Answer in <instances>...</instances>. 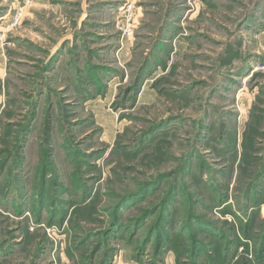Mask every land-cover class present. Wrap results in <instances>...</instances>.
<instances>
[{
    "label": "rangeland",
    "instance_id": "1",
    "mask_svg": "<svg viewBox=\"0 0 264 264\" xmlns=\"http://www.w3.org/2000/svg\"><path fill=\"white\" fill-rule=\"evenodd\" d=\"M263 46L264 0H0V264H264Z\"/></svg>",
    "mask_w": 264,
    "mask_h": 264
},
{
    "label": "trees",
    "instance_id": "2",
    "mask_svg": "<svg viewBox=\"0 0 264 264\" xmlns=\"http://www.w3.org/2000/svg\"><path fill=\"white\" fill-rule=\"evenodd\" d=\"M143 69H144V67L142 68L141 71H143ZM174 188H175V186H174V187L172 188V190L169 192L170 195L165 199V201H164L165 205H170V206H171V204L173 203V200H174V199H173V200L171 199V197H172V196H171V193H172V195H174V194H173V193L175 192V191H174ZM169 199H171V201H170ZM168 200H169V201H168ZM164 215L167 216V215H166V212H165ZM160 219H162V218H160ZM167 221H168L167 218H166V219L163 218V223H164V224H166ZM162 233H163V234H161L162 237L165 238L164 241L168 243L169 241H168V239L166 238V235H164L165 232H162ZM104 264H107V263H104Z\"/></svg>",
    "mask_w": 264,
    "mask_h": 264
},
{
    "label": "built area",
    "instance_id": "3",
    "mask_svg": "<svg viewBox=\"0 0 264 264\" xmlns=\"http://www.w3.org/2000/svg\"><path fill=\"white\" fill-rule=\"evenodd\" d=\"M19 16H20L19 14H17V15L15 14V16H14V18L12 20V23L17 22ZM124 34L125 35L128 34L127 36H130L131 35V30H129V28H127L126 30H124ZM261 52L264 55V46L261 48Z\"/></svg>",
    "mask_w": 264,
    "mask_h": 264
}]
</instances>
